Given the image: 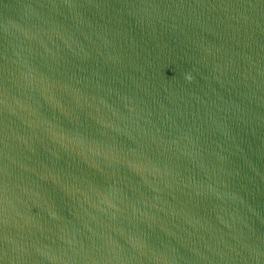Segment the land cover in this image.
I'll return each mask as SVG.
<instances>
[{"label": "water", "instance_id": "obj_1", "mask_svg": "<svg viewBox=\"0 0 264 264\" xmlns=\"http://www.w3.org/2000/svg\"><path fill=\"white\" fill-rule=\"evenodd\" d=\"M0 264H264V0H0Z\"/></svg>", "mask_w": 264, "mask_h": 264}]
</instances>
